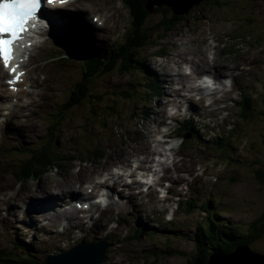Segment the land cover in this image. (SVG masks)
<instances>
[{"label":"rangeland","instance_id":"rangeland-1","mask_svg":"<svg viewBox=\"0 0 264 264\" xmlns=\"http://www.w3.org/2000/svg\"><path fill=\"white\" fill-rule=\"evenodd\" d=\"M154 1L160 0H150L148 7ZM176 5L184 8L179 2ZM62 8L64 11L68 10L72 18L80 17L79 20H82L80 24H86L88 27L87 31L84 28L66 30L71 44L75 39L78 40L74 36L77 31H85L86 41L80 42L84 43L82 47H97L108 51L119 46L131 20L129 11L121 0H74ZM94 14L95 17H98L97 14L101 16V25L95 26L92 20ZM183 15L185 18L166 38L159 41L157 38L160 34L154 31L149 43L136 52L141 60L142 73L112 72L94 79L90 85L93 86L91 94L103 96V102L95 105L93 111L90 110L91 106L84 102L81 106L67 111L64 118L62 109L58 112L60 118L55 116L56 107L66 98L70 88L79 81L82 60L76 57H66L64 61L56 59V56L63 53L59 46L60 38H49L40 47L32 49V57L27 65L31 85L18 97L21 101L20 97L23 95L29 105L19 109L15 106L12 110L13 113L23 115L21 117L27 131L24 130L19 116L2 117L0 130L4 127L13 134L3 145H10L16 140L20 141L22 146L36 145L41 133L47 126L53 124L61 127V130L56 132V137H62L65 143L63 154H73L76 148L86 154L93 148L94 155L90 156L92 159L96 158L97 149H105L106 156L102 160H97V164L88 160V167L77 173L73 172L76 166L74 160H68L63 169L59 171L52 169L38 181L18 182L13 172L24 156L16 152L9 155L0 153V203H8L11 197H15L16 201L9 208L0 205V209L6 211L9 217L7 225L0 226V250L19 249L20 245L11 242L14 239L6 231L7 226L10 229L15 228L16 223L21 222L22 217L26 216L17 204L20 199L41 197L48 192L79 190L76 184L81 182L82 173H86L83 177L86 180L92 167L94 171L101 167L106 169L116 164L114 162L117 159L125 158L129 148L146 149L149 139L143 138L144 125L150 128L160 117L162 105L160 102L166 99L164 92L168 91L169 84L165 78L168 75L167 71L170 70V67L163 68L162 65L165 59L171 57L183 63L193 55L197 61L205 65H207L205 60H208L215 67L225 63L226 68H239L230 74L237 91L228 94L230 101L224 114L228 115L225 119L221 118L222 115L209 113L208 118L204 116L202 123L200 119L205 114L204 106L197 101L189 102L192 109L189 108L188 111L194 115L195 121L200 122L199 127L202 128L203 136L191 132L180 149L182 158L174 168L177 171L184 170L197 174L200 169L206 167L203 179L196 183L197 179L190 176L187 179V189H182L180 193L177 189L172 191L178 195L175 199L184 200V203L181 208L177 204L171 221H165L157 216V211L167 202H161L155 192H151L149 197L145 194H136L132 201L129 200L137 203L133 206L119 199L121 205L109 204L101 213V207H98L90 213L101 214V217L97 220L92 218L90 223L86 215L82 216L77 212L69 222L73 224L74 231L78 229L79 223L84 224V232L78 229L82 232L78 242L85 238V242H91L92 246L98 243L104 245L105 251L101 252L102 259L99 264H186V257L180 252L190 254L193 251L192 234L198 224L206 221L207 214L201 211L200 204L209 202V216L215 220L229 225L238 224L244 229L261 214L264 209V185L255 180L254 172L264 164V0H200ZM160 19L159 13H151L147 22L148 27L155 28ZM103 21L105 25L102 27ZM66 31L59 30L55 35L64 34ZM158 50L162 54H157ZM160 61L162 62L158 66ZM206 68L207 66H203L202 70ZM158 80L166 83L165 88ZM157 84L160 85V95L154 96L158 92ZM128 88L133 89V98L129 99L127 96L122 98L121 92ZM5 93L6 88L0 76V102ZM148 93H151V97L147 96ZM114 95L119 98L114 99ZM243 95L248 96L249 101L248 115L245 118L241 116V106L238 103ZM109 105L110 108L106 107ZM145 110L152 115L141 123L140 118ZM34 125L37 129L33 132L28 130V126ZM207 128L212 131L208 135L206 134L208 131H205ZM51 133L50 130L48 138H51ZM213 136L222 143L223 148L218 149L214 145ZM150 151L153 152V149ZM56 174L59 175L54 176ZM65 175L69 178L66 179ZM213 176L216 178L215 181H211ZM183 181L180 180L179 184ZM4 187L6 189L2 191ZM80 197L87 198L85 194H81ZM45 198L38 201H44ZM189 201L192 206H189ZM53 203L60 202L57 200ZM14 207L19 209L11 210ZM93 221V226L89 228ZM21 231L25 234L23 236L25 239H39V242H43L47 238V233L36 232V229L21 228ZM70 231L71 229L68 232ZM12 234L17 236L15 232ZM48 236L54 239L50 233ZM248 246L253 251L264 254V234L250 242ZM27 249L29 251L27 255L31 257V247ZM34 255L32 264L59 262L58 258L53 259L51 256L45 261L40 260L49 255L48 253ZM69 255L70 253L66 257ZM86 260L90 259L83 258L73 262L69 259L65 264H86L84 262ZM96 260L97 257L93 263Z\"/></svg>","mask_w":264,"mask_h":264},{"label":"trees","instance_id":"trees-1","mask_svg":"<svg viewBox=\"0 0 264 264\" xmlns=\"http://www.w3.org/2000/svg\"><path fill=\"white\" fill-rule=\"evenodd\" d=\"M163 1V0H162ZM168 1V0H165ZM123 6L129 11L131 20L123 33V42L108 51L100 48L78 47V40H74L72 44L66 42L65 47L69 53L76 55L83 59L81 63L80 79L74 84L67 97L63 102L56 107L55 116L58 115L59 110L62 109L64 114L66 112L81 106L82 104L89 105L90 110L93 111L94 106L103 102L104 97L101 95L91 94V82L101 76H107L112 72L127 74L140 71L141 60L137 57L136 52L144 48L152 38V33L157 31L160 35L157 39L162 40L172 32L175 27L184 19V15H174L167 4L155 5L161 1H154L151 4L152 12L147 8L150 0H121ZM189 2V1H188ZM178 9V8H177ZM159 13L161 15L160 22L155 28L148 27V19L151 13ZM168 15V16H167ZM162 28V29H161ZM157 50V49H156ZM157 54H162L161 51H156ZM85 58V59H84ZM83 64V65H82ZM83 68V69H82ZM158 89L160 88L157 85ZM133 89L128 88L121 92L120 95L132 97ZM114 99L119 96L114 95ZM248 96L243 95L239 101L241 106V116L245 118L248 115L249 104ZM103 105H106L103 103ZM110 108L111 106H106ZM94 114V113H92ZM99 115V113L97 114ZM62 118V119H63ZM189 131L188 126H184ZM52 131L51 138H48L49 131ZM61 127L53 126L51 124L45 133L39 137V143L36 145L22 146L19 142L16 144L3 145L0 153L9 155L16 152L23 155L24 158L19 162L18 167L13 176L16 180L26 181L33 178L38 181L52 166H64L68 160L81 156L82 151L79 148L75 149V153L65 155L62 153L65 143L62 137H56V132L60 131ZM216 139V138H215ZM213 140L217 148H223L222 143L218 140ZM101 151L97 149V152ZM51 166V167H50ZM264 164L255 170V180L264 185ZM189 206H192L189 201ZM203 212H208L209 203L205 202L200 205ZM206 221L198 224L196 230L192 234L194 248L190 254L180 252L183 257H186V264H209V258L212 253L225 254L231 252L236 246L241 244H249L257 239L261 234H264V209L261 214L252 220L247 229L240 225H229L222 221L215 220L208 216ZM26 247V246H25ZM34 258L32 256L28 259H23L19 256L18 250L0 251V264H32Z\"/></svg>","mask_w":264,"mask_h":264},{"label":"bare ground","instance_id":"bare-ground-1","mask_svg":"<svg viewBox=\"0 0 264 264\" xmlns=\"http://www.w3.org/2000/svg\"><path fill=\"white\" fill-rule=\"evenodd\" d=\"M55 11L57 12V13H55V15L59 17V19L61 20V23L55 24L54 29H63V30L71 29V30H74L77 27H79L78 24H80V22H82V20H79V19H81L80 17L79 18H72L71 16H66L65 21H63V17L61 15L62 12L57 11L56 9H55ZM84 12H85V10H84ZM99 20H101L100 15H99ZM105 20L106 19H104V21ZM104 21H103L102 27L105 25ZM85 27H87V26H85ZM199 59H201V58H199ZM206 62H208V60ZM206 69H213L217 75H227V74L233 73L234 70L237 69V67H227L226 68L225 63H221L219 66L215 67L213 63H211V64L208 63ZM156 74H159V72H156ZM181 75L182 74H178L177 77H179ZM157 78H158V75H157ZM189 79L187 81H185L178 89H172V85L170 84L172 82V77H171V74L168 73L167 77L165 78L166 82L169 83V84H167L168 91L164 92V94H166V99H167L168 103H174L172 101L177 102V100L182 101V102H188V104H189V102H192V103L196 102V101H192V100L188 99L187 98L188 96L184 94L185 91H193L194 89L197 90L202 86H203V88L206 86L204 84H197L196 85L193 83L194 82L193 79H191V81ZM158 81L160 83L162 82L160 80H158ZM209 81L211 82L212 80H209ZM18 91L19 90L17 89L16 90L17 94L19 93ZM204 91H209V89L204 88ZM11 94H12V96H15L14 92H12ZM176 98H180V99H176ZM12 110L13 109L10 110V113H13ZM143 138H145L144 134H143ZM140 142L143 143L144 141H140ZM150 149H152L150 146V141H147L146 149L131 150L133 154H136L135 155L136 157L138 155H142L141 158L137 159L138 167H143L150 161V156L153 153L150 151ZM100 150L101 151L97 152L96 158L92 160L95 164H97V162H98L97 160H100L101 158H104L106 156V150L105 149H100ZM149 153H151V154H149ZM125 161H127V159H125ZM88 165H89V163L83 164L80 167V171H82V169H85L86 167H88ZM91 165H94V164H91ZM121 165L126 166V165H128V162L121 161ZM93 172H94V167L91 168V171L89 173L90 176H88L86 180H84V178H83L86 175V173H82V175L80 176L81 182L76 184V188H78L79 190H72V191L65 190V191H60L59 193L48 192L46 195L41 196V197L34 196V197H30L29 199H25V198L20 199L19 202L27 203L28 211L31 213L37 214L40 217H47L48 216L49 217V223H50V229H53V226H54L53 220L59 221L60 219L66 217V216H69L71 218L73 215L76 214V210L72 206L63 207L64 202L66 201V198H71L76 194H79L80 196H81V194H85L86 197L89 198L95 191H97L98 188L105 186V182L104 183L95 182ZM69 173H72V172H69ZM107 173L109 174V177H107L108 182L106 183V185L109 186L110 190H114L115 188L120 187L122 190L127 191L128 196L130 195L129 197L127 196V200H125L126 201L125 204H127V201H129L131 198H134V195H132L130 192H128L129 185L126 184V182H125L124 174H120L119 172L113 171V170L107 171ZM189 175H191L190 172H188V171L185 172L183 170H180L175 175V178L183 180V179H187ZM64 177H66V179L69 178V176H67V175H65ZM3 185H4V183H3ZM81 186H82V188H80ZM89 187L91 188L90 192L87 191V188H89ZM5 189H6V187H4L2 189V191H4ZM151 191H153L152 188H151ZM43 198H45L44 201H41V202L38 201V200H42ZM102 198H104V196H102ZM57 200L60 202L59 204L53 203V201H57ZM92 207L97 208L96 205H92ZM57 208L60 209L58 212L56 211ZM51 212H55V214H52ZM86 212L87 213L85 215L89 216L90 210H87ZM28 221L34 226H36L39 223L36 218H32V217L29 218ZM80 226H82V230L85 231L83 224H80ZM53 236H56V233H54ZM99 247H102V245ZM91 250H92L91 247H87V248L79 247V248L73 250L72 252H70V255L68 257H66L67 254L59 256L58 257L59 262H56V263L54 262V264H65L69 259H72V262H73V261L83 259V258L84 259H90V261L93 263L95 257H98V255L90 253ZM20 252L24 253L22 250H20ZM53 259H57V258L55 257Z\"/></svg>","mask_w":264,"mask_h":264},{"label":"snow or ice","instance_id":"snow-or-ice-1","mask_svg":"<svg viewBox=\"0 0 264 264\" xmlns=\"http://www.w3.org/2000/svg\"><path fill=\"white\" fill-rule=\"evenodd\" d=\"M47 3L63 4L66 0H47ZM41 4L42 0H0V62L12 77L9 85L18 83L25 75L19 70V63L12 61L16 58L17 49L31 48V41L27 44L23 41L30 32L29 22L35 18Z\"/></svg>","mask_w":264,"mask_h":264},{"label":"water","instance_id":"water-1","mask_svg":"<svg viewBox=\"0 0 264 264\" xmlns=\"http://www.w3.org/2000/svg\"><path fill=\"white\" fill-rule=\"evenodd\" d=\"M161 2L155 3V5L159 4H167V6L171 9L172 13L174 15H183L185 14L192 6L198 4V1L200 0H160ZM189 1V2H188ZM177 2L184 5V8H180L177 6ZM151 12V7H147ZM178 8V9H177ZM185 137H189L188 135H185ZM99 245H102V247H99ZM92 248L90 253L97 254L100 253V256L97 257V260L94 264H99L102 259L101 252L105 249L103 248L104 245L98 243L95 245H88ZM79 247L86 248L83 245H80ZM78 247V248H79ZM68 255V254H67ZM22 257H28L27 255H20ZM87 261V262H86ZM84 261L86 264H93L90 262V260ZM209 264H264V254L253 251L247 244H241L236 246L231 252L225 253V254H219V253H212L209 258Z\"/></svg>","mask_w":264,"mask_h":264}]
</instances>
